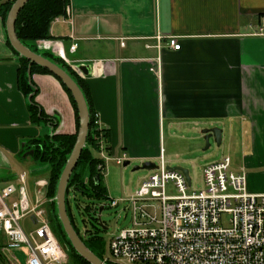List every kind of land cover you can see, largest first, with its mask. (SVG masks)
<instances>
[{"label": "crops", "instance_id": "0c3cea01", "mask_svg": "<svg viewBox=\"0 0 264 264\" xmlns=\"http://www.w3.org/2000/svg\"><path fill=\"white\" fill-rule=\"evenodd\" d=\"M68 1L51 25L52 38L28 44L55 57L37 43L52 41L63 50L65 65L87 86L110 154L154 162L167 133L220 128L223 157L245 169L250 193L264 194V0ZM0 26L6 27L2 13ZM157 36L178 38L181 49L166 39L158 48ZM20 63L8 39L0 43V188L27 173L32 190L43 176L21 166L34 160L21 155L26 145L74 135L78 124L68 93L51 72L31 75L36 103L51 120L33 123ZM81 65L91 66L88 76L78 72Z\"/></svg>", "mask_w": 264, "mask_h": 264}, {"label": "built area", "instance_id": "2783aa9c", "mask_svg": "<svg viewBox=\"0 0 264 264\" xmlns=\"http://www.w3.org/2000/svg\"><path fill=\"white\" fill-rule=\"evenodd\" d=\"M11 1V0H10ZM7 0H0L2 3ZM69 13V11H68ZM166 39L175 51L181 49L176 37L157 36V47ZM5 35L0 26V43ZM39 48L53 50L69 62L57 43L39 41ZM124 46L125 43L121 42ZM77 44L71 45L75 51ZM82 75L83 73L77 69ZM97 170L102 178L111 160L124 165L127 158L110 154L105 129L99 114H94L92 128ZM28 174L22 173L0 188V234L6 241L0 245V264H71L69 253L56 237L50 221L49 178L34 182L31 190ZM99 178V176H97ZM87 178L85 184H89ZM71 191V190H70ZM68 202H79L76 188ZM110 207L120 203L131 212V225L112 236L104 254L114 264H264V194H253L247 188L244 168L235 169L232 159L224 156L203 169L201 188H192L182 171L171 170L166 152L161 148L155 167L139 187L126 198L111 199ZM80 202L101 219L105 203ZM29 219L34 229L29 233L22 225ZM88 225V219L86 220ZM85 229V228H84ZM81 230L80 237H92L94 228ZM14 249L24 250L22 261ZM26 250V251H25Z\"/></svg>", "mask_w": 264, "mask_h": 264}, {"label": "trees", "instance_id": "16d2710c", "mask_svg": "<svg viewBox=\"0 0 264 264\" xmlns=\"http://www.w3.org/2000/svg\"><path fill=\"white\" fill-rule=\"evenodd\" d=\"M14 0L13 2H15ZM13 2H7L0 7V13L3 14L4 20H6L7 14L10 11ZM68 0H30L24 9L20 12L17 23H16V31L17 36L20 41L29 47L32 51L38 52V49L35 46H29V42H35L40 39L50 40L52 38L50 34L51 25L53 21L60 16L65 14L66 6L68 5ZM8 44L11 46L10 42ZM11 48L16 52V50L11 46ZM18 55L19 53L16 52ZM42 55L57 63L60 67L67 70L74 80L77 82L81 90L83 91L87 102L88 100V91L87 86L85 85L84 80L79 77L75 72H73L68 66L65 65V62L58 57H55L50 52H44ZM20 68H19V76H20V86L27 95H32L30 99V114L33 123H41V122H49L51 121L43 112L41 107L34 101V97L36 91L33 90V83L31 81V75L34 72H41V73H50L48 70L42 68L38 65H31L30 61L24 57H20ZM30 71V74H29ZM51 74V73H50ZM58 79V78H57ZM59 80V79H58ZM60 81V80H59ZM61 82V81H60ZM63 88L68 93L73 106L76 111L77 115V124L79 129V116L77 105L70 93V91L66 88V86L61 82ZM34 91V93H33ZM90 131L89 136L87 139V146L83 150L80 160L78 162L77 168L74 170L68 187V192L71 187H75L76 190L82 192L88 198L92 199L94 203L95 200L99 199V202H104L106 199L109 198V194L107 189L103 184V178L100 176L97 166L100 163V160L95 155V149L93 144V137H92V128L94 124V111L90 107ZM107 135V133H106ZM77 140V133L74 135H52L48 136L44 139H35L31 142V144L26 145L21 155L29 150H34V154L32 158L35 161H39L48 169V178H49V190L48 196L52 198L55 195L57 184L59 181V177L61 175L62 170L64 169L67 160L70 157V154L73 151ZM94 176H99L98 184L94 183L93 181L90 184H85V180L91 179ZM68 214L71 218V221L74 225V220L72 219V214L70 213V204L67 203ZM56 208L55 205H50V218L52 229L60 241V243L65 247L69 246L70 251L69 257L71 260V264H89L83 258H81L75 250L72 248L71 244L66 238L65 232L63 227L58 220L56 215ZM75 227V225H74ZM76 229V227H75ZM76 231L80 234L79 230ZM86 245L95 252L100 258L105 260V246H103V242L100 236H95L91 240H83ZM110 264H114L110 261H106Z\"/></svg>", "mask_w": 264, "mask_h": 264}, {"label": "rangeland", "instance_id": "374dc122", "mask_svg": "<svg viewBox=\"0 0 264 264\" xmlns=\"http://www.w3.org/2000/svg\"><path fill=\"white\" fill-rule=\"evenodd\" d=\"M42 52L43 51H40V53ZM34 101L37 102V94L34 97ZM200 129L203 128L201 127ZM193 130L194 129L190 126L185 132L173 130L171 133H167L164 146L167 151L166 159L171 162V164L174 166L184 167L189 170L192 179V188L195 189L201 188L204 167L209 163L220 160L224 155V147H218L216 143L211 140L210 148L208 150H204V145L201 147L196 143L197 141H200L201 143L205 142L202 138L201 132H194ZM182 137L184 139V143L180 144ZM117 155L118 156L115 157L124 158V156L120 153ZM128 161H130L128 166L118 165L115 160H111L107 163L106 176L103 178V184L107 189L111 199L126 198L139 187L143 177L149 173V170L143 169L134 171V167L142 165V163L130 159ZM156 162L157 160L155 159L154 163ZM21 166L24 167V169H27V171H33L35 174L40 173L43 177L48 176V170L46 169L45 164L32 160L31 158H29L28 163H25V165ZM73 194L74 193L72 190L69 191L68 197L72 198ZM77 195L78 199L81 201V203H83V206L84 204H88L87 199L83 198V196L79 194ZM105 201H108V205L103 211L101 219L108 226V230L103 231L100 238L103 242V246H105V253H107V248L112 236L121 229L131 225V212L125 209L124 203H120L116 208H111L109 206L110 200L106 199ZM95 202L98 203L99 199L95 200ZM70 213L72 214V219L75 220V222L80 227H83V218H85L86 220L88 219V225L91 229L96 228L98 230L101 228L100 224L94 218V214L91 213L89 209H80L75 204H73L70 209ZM22 225L28 233L35 228L29 219L23 220ZM5 241V236L0 234V245L4 244ZM14 252L19 255L22 261H25L26 252H24V250L22 251L20 249H14Z\"/></svg>", "mask_w": 264, "mask_h": 264}, {"label": "water", "instance_id": "95a60500", "mask_svg": "<svg viewBox=\"0 0 264 264\" xmlns=\"http://www.w3.org/2000/svg\"><path fill=\"white\" fill-rule=\"evenodd\" d=\"M29 1L30 0H16L13 3L10 11L7 14L6 20H4V25L6 27L1 26L5 35V40L8 39L11 46L16 50V52L19 53L20 57H24L30 61L31 63L30 67L33 64L41 66L42 68L51 72L66 86V88L70 91L77 105L78 116H79V129L77 131V140L73 148V151L70 154V157L67 160L64 169L61 172L55 195L52 198H50L51 205L52 204L55 205L56 208L55 213L63 227L67 240L69 241L75 252L89 264H110L105 260H103L102 258H100L95 252H93L86 245V243L80 237L79 233L76 231L71 221V218L68 214V209H67L69 182L74 170L77 167L81 154L87 146V139L90 131L89 104L87 102V99L83 91L81 90L77 82L74 80V78L67 70L60 67L57 63H54L53 61L45 58L42 55V53L44 52L40 53V52L32 51L29 47L24 45L18 38L16 31V23L20 12L24 9V7ZM77 69H79V71H81L84 74V76H88L91 72L90 65H81L78 66ZM201 134L206 144L204 150H208L210 148L211 140H213L218 147L222 145L223 132L220 128L205 129L201 132ZM33 154H34V150H29L27 153L23 155V157L26 158L28 155L33 156ZM129 164L130 161H125L124 166H128ZM154 167H155V163L148 161L143 163L142 165L135 166L134 171H139L142 169L151 170ZM170 169L182 171L185 174L188 183L191 184V176L187 168L175 166V167H170ZM17 176L18 175H15L14 178H17ZM102 210H103V206L100 208V212ZM104 230H107V228H104ZM65 248L68 252L70 251L68 245L65 246Z\"/></svg>", "mask_w": 264, "mask_h": 264}, {"label": "flooded vegetation", "instance_id": "af4514ba", "mask_svg": "<svg viewBox=\"0 0 264 264\" xmlns=\"http://www.w3.org/2000/svg\"><path fill=\"white\" fill-rule=\"evenodd\" d=\"M28 152V151H27ZM27 152H25V153H27ZM24 153V154H25ZM77 166H78V164H77ZM77 168V167H76ZM48 177V176H47ZM99 178H97V176H94V177H92L91 179H89V181L90 182H94V183H96V184H98V182H99ZM90 184V183H89ZM72 188L73 187H71L70 188V190H72ZM69 190V191H70ZM77 194H79V195H81V196H83V198H85V199H87V200H90V201H92V199H90V198H88L86 195H84L82 192H80V191H78L77 192ZM80 200H79V202H77L75 205L78 207V208H80ZM91 203H93V201L91 202ZM98 203H105V201L104 202H98ZM70 204V207H72L73 205L71 204V203H69ZM81 209V208H80ZM85 209H88L87 207L85 208ZM105 210V208H103V210L100 212V211H98L99 212V214H101V218H102V213H103V211ZM90 211V210H89ZM83 221H84V225H83V227H80L76 222H75V220H74V225H75V227H76V229H78L79 230V232H81V230H83L84 228V230H86V231H88V230H90V228L88 227V226H86L87 225V223H86V221L84 220V218H83ZM97 222L100 224V227L101 228H99L98 230L95 228L94 229V231L96 232L95 233V235L94 236H92V237H88V235L87 236H85L84 237V235H83V238L84 239H92V238H94L95 236H101V233L103 232V231H107L108 230V226L105 224V222L104 221H102V219H99V220H97ZM104 228H107V230H104Z\"/></svg>", "mask_w": 264, "mask_h": 264}]
</instances>
